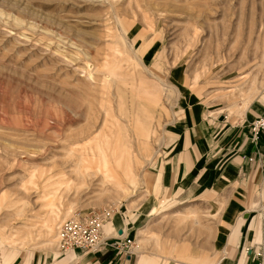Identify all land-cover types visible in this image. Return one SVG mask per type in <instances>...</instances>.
Segmentation results:
<instances>
[{
	"label": "rangeland",
	"instance_id": "1",
	"mask_svg": "<svg viewBox=\"0 0 264 264\" xmlns=\"http://www.w3.org/2000/svg\"><path fill=\"white\" fill-rule=\"evenodd\" d=\"M191 102L249 138L264 111V0H0V264H59L69 253L67 264H93L61 255L58 231L103 209L133 228L130 260L110 252L114 264L264 257V173L238 220L251 231L244 246L219 218L243 192L162 182L169 135ZM105 142L116 185L90 162ZM254 153L264 171V133Z\"/></svg>",
	"mask_w": 264,
	"mask_h": 264
},
{
	"label": "crops",
	"instance_id": "2",
	"mask_svg": "<svg viewBox=\"0 0 264 264\" xmlns=\"http://www.w3.org/2000/svg\"><path fill=\"white\" fill-rule=\"evenodd\" d=\"M223 118L227 120V117ZM173 128V132L169 135L171 142L164 152L169 160H173V171L166 170L165 167L162 182L165 181L168 188L175 187L177 182L187 181L190 186L201 183L206 186V190L211 188L224 190L226 187L234 186V191L243 192V203L238 201L227 203L219 218L222 219L223 231H225V222L227 224L234 222L230 230V238L233 242L237 236L238 244L247 245L251 239V231L239 224L238 220L241 221L248 215L247 212H251L244 207L248 206L254 185L264 173L254 158L257 143L249 142V138L241 128L228 127L225 123L211 120L197 102H191L187 106L183 118ZM237 212L241 213V217L235 220ZM218 213L217 210L215 214ZM122 218L121 215L114 216L111 224L119 225L117 231L121 232L123 237L132 234L133 228H127L125 232L120 226ZM140 219L142 220V217L135 214L131 221L132 226L139 223ZM104 227H106V230L103 228L104 237H107V228H110V224ZM244 250L246 252L248 249ZM109 253L103 252L101 256H93V264H114L115 255L109 257ZM69 254L65 255L67 257L59 264L71 262L74 256ZM249 254L246 257L247 261L242 256L238 259V264H251ZM222 263L226 264L224 261ZM23 264H28V261Z\"/></svg>",
	"mask_w": 264,
	"mask_h": 264
},
{
	"label": "built area",
	"instance_id": "3",
	"mask_svg": "<svg viewBox=\"0 0 264 264\" xmlns=\"http://www.w3.org/2000/svg\"><path fill=\"white\" fill-rule=\"evenodd\" d=\"M264 133V111L249 126V140L256 144ZM258 163H260L258 161ZM257 163V164H258ZM115 213L111 209L96 210L88 214L77 213L62 224L58 231V249L61 255L79 252L96 256L103 252H115L126 261L133 252V242L121 235L104 237L103 228ZM118 232V231H117ZM251 264H264V257L250 252Z\"/></svg>",
	"mask_w": 264,
	"mask_h": 264
},
{
	"label": "bare ground",
	"instance_id": "4",
	"mask_svg": "<svg viewBox=\"0 0 264 264\" xmlns=\"http://www.w3.org/2000/svg\"><path fill=\"white\" fill-rule=\"evenodd\" d=\"M108 146L106 145V142L104 145H94V148L91 150V163H95L96 166L94 168V174L99 175L104 183H111L113 185L118 184V181L115 180L113 176V167H118L117 162L114 161V150L113 148L108 151ZM77 161V160H76ZM85 161L82 159L76 164L75 173L77 176H80L82 179L85 178V176H88V174L91 172V169L86 166L89 163H84ZM115 175V174H114ZM113 180V181H112ZM115 180V181H114ZM30 184H33L32 181H30ZM50 207V206H49ZM50 211V210H49ZM106 228V227H105ZM69 253V252H68Z\"/></svg>",
	"mask_w": 264,
	"mask_h": 264
},
{
	"label": "water",
	"instance_id": "5",
	"mask_svg": "<svg viewBox=\"0 0 264 264\" xmlns=\"http://www.w3.org/2000/svg\"><path fill=\"white\" fill-rule=\"evenodd\" d=\"M119 235H121L122 233L121 232H118ZM127 260H130V257H127Z\"/></svg>",
	"mask_w": 264,
	"mask_h": 264
}]
</instances>
